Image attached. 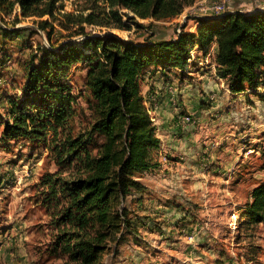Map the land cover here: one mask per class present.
Here are the masks:
<instances>
[{"label": "rangeland", "instance_id": "1", "mask_svg": "<svg viewBox=\"0 0 264 264\" xmlns=\"http://www.w3.org/2000/svg\"><path fill=\"white\" fill-rule=\"evenodd\" d=\"M215 1L219 0H192L177 16L163 19H143L120 10L123 29L113 24L82 27L88 36L110 34L135 42L169 39L182 30L194 31L198 16H210L201 7ZM56 7L55 19L23 17L18 6L10 14L0 11V28L23 29L13 38L0 36L1 115L6 113L5 97L21 95L32 53L40 52L41 46L78 44L85 38L76 34L77 25L63 13L108 11L105 0H60ZM263 9L264 0L226 2V10ZM40 20H47L52 30L40 29ZM191 54L195 66L185 78L170 74L160 82L169 93L170 109L159 111L161 95L152 94L149 116L161 142L155 165L139 177L145 191L124 201L135 230L124 229L121 239L109 242L98 264H264V220L250 223L239 210L249 201L252 188L264 180V99L254 97V105L247 109L243 99L223 112L227 87L213 75L212 53L203 56L195 46ZM69 79L78 95L76 132L92 121L93 112L85 68H74ZM181 88L185 90L180 92ZM231 113L238 116L237 127L224 124ZM181 114L189 115L190 123L177 125ZM171 115L173 128L166 130ZM47 154L24 140L0 142V264H74L47 253L52 228L43 207L34 202L40 176L55 170ZM122 206L121 202L118 208Z\"/></svg>", "mask_w": 264, "mask_h": 264}, {"label": "trees", "instance_id": "2", "mask_svg": "<svg viewBox=\"0 0 264 264\" xmlns=\"http://www.w3.org/2000/svg\"><path fill=\"white\" fill-rule=\"evenodd\" d=\"M59 1L0 0V11L10 14L18 6L23 17L55 19ZM105 2L108 11L63 13L85 38L32 53L21 95L5 97L6 113L0 114L1 143L24 140L30 148L43 147L55 166L40 176L34 202L52 228L47 253L74 264H98L109 242L121 239L124 229L135 230L124 201L145 191L139 177L155 165L161 142L149 116L152 85L142 89L146 80L156 74L185 78L195 66L191 50L197 46L203 56L212 53L215 75L231 95H243L247 104L253 97L264 99V9L197 17L194 31L135 42L110 34L88 36L82 24L123 29L120 10L143 19L173 18L192 0ZM37 23L43 31L52 30L47 20ZM22 30L0 28V36L13 38ZM79 65L85 68L93 118L75 132L78 95L69 78ZM239 210L250 223L264 220V180Z\"/></svg>", "mask_w": 264, "mask_h": 264}, {"label": "crops", "instance_id": "3", "mask_svg": "<svg viewBox=\"0 0 264 264\" xmlns=\"http://www.w3.org/2000/svg\"><path fill=\"white\" fill-rule=\"evenodd\" d=\"M199 60H201V59H199ZM205 75L206 74L201 75V78H203ZM213 75H215L214 74V70H213ZM215 77H217V76H215ZM161 80H162V77H160V76H158L156 74V75L152 76L150 79L145 81V83L142 86V89H143V92H146L148 90L149 86L152 85V94H153V91H154V93L158 92L159 95H161V100H160V104H159V109H160L159 111H161V110L168 111L170 109V106H171L172 103H171V100L168 98L169 93L166 90V88L165 87H161V83H160ZM184 90H185L184 88H181L180 92H182ZM240 95L233 96V95H231L229 90L225 88V93H224L223 103H222L223 112L228 111L227 107L231 103H234V102L241 103L242 100L244 99V97L242 95L241 96ZM252 100H253V104H251V105H247L246 104V106H245L246 109L248 108V106H253L254 105V103H255L254 97L252 98ZM164 113H168V112H164ZM235 117H238V116L235 115L234 118H233L232 113L231 114H226V120L230 119V121L224 122V124L227 125V126L229 125L230 128L237 127V124H236V121H235L237 119H235ZM171 119H172V115L169 117V119H167L165 121V124H166L165 126L167 128L166 130H170L171 128H173V125H172L173 123L170 122ZM162 150H164L163 147H162Z\"/></svg>", "mask_w": 264, "mask_h": 264}, {"label": "built area", "instance_id": "4", "mask_svg": "<svg viewBox=\"0 0 264 264\" xmlns=\"http://www.w3.org/2000/svg\"><path fill=\"white\" fill-rule=\"evenodd\" d=\"M229 0H219V1H215L212 2L208 5H206L205 7H201V11L204 14H207L210 16L211 15H219V14H225V13H233L235 12V10H226V2ZM240 12H243L241 10H239ZM200 17V16H198ZM201 17H207V16H201ZM191 118L189 115H185V114H181L177 117L176 123L177 125H186L188 123H190Z\"/></svg>", "mask_w": 264, "mask_h": 264}]
</instances>
